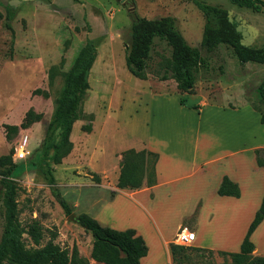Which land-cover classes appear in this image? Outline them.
Instances as JSON below:
<instances>
[{"label": "rangeland", "instance_id": "obj_1", "mask_svg": "<svg viewBox=\"0 0 264 264\" xmlns=\"http://www.w3.org/2000/svg\"><path fill=\"white\" fill-rule=\"evenodd\" d=\"M199 1L239 14L257 29L251 45L261 44L264 5L254 11L228 0ZM134 16L149 19L170 16L185 42L199 48L204 19L193 0H21L7 6L0 4V155L9 153L15 164L10 178L16 183L20 226L26 229L36 220L43 234L39 244L34 245L26 233H21L26 247H39L54 234L53 242L58 247L68 252L74 247L77 255L89 264L92 237L67 218L52 188L61 190L68 179L77 182L92 177V168L108 163L112 149L136 142L148 132L161 139H175L177 131L168 122V117L174 115L170 107L164 112L153 105L155 123L148 131L146 119L150 114L144 104L149 87L159 93V88L165 87L169 95L167 106L179 94L186 106L203 96L221 103L236 99L257 102L255 87L264 76V65L239 63L225 44L211 52L200 49L206 66L196 69L192 92L173 90L171 78L159 79L161 62L168 58L169 48L157 38L147 60L146 78L131 75L124 64V48ZM86 40L95 46L96 56L88 73L89 88L80 117L71 128L72 148L60 163L53 164L50 159L43 163L36 149L50 119L62 83L61 74ZM51 66L56 69L49 82ZM28 109L38 115L37 120L19 128L6 140L2 124H19ZM84 124H90L89 131L82 129ZM20 150L26 152L22 158L17 156ZM49 178L53 179L52 184ZM1 197L0 185V234L4 225ZM69 205L71 212L77 214L70 202ZM189 255L191 264L230 263L228 256L216 253L190 251Z\"/></svg>", "mask_w": 264, "mask_h": 264}, {"label": "crops", "instance_id": "obj_2", "mask_svg": "<svg viewBox=\"0 0 264 264\" xmlns=\"http://www.w3.org/2000/svg\"><path fill=\"white\" fill-rule=\"evenodd\" d=\"M164 88H159L161 93L148 88L147 129L155 123L153 105L164 112L170 107L174 115L168 122L177 131L175 139L148 132L136 142L112 149L108 163L92 168L98 182L92 177L68 179L58 190L77 213L116 230L133 229L146 245L137 264H177L169 244H178L174 236L181 228L194 232V239L183 246L208 249L212 254L237 252L264 191V168L257 166L253 151L264 147V123L259 121L264 105L258 99L253 104L239 99L221 103L203 96L186 106L183 99L179 103V94L167 106L169 95ZM127 148L156 153L151 185L143 181L137 188L116 186L120 152ZM223 176L237 185L238 196L216 192ZM249 240L251 255L264 257V217ZM89 264L104 263L89 258Z\"/></svg>", "mask_w": 264, "mask_h": 264}, {"label": "trees", "instance_id": "obj_3", "mask_svg": "<svg viewBox=\"0 0 264 264\" xmlns=\"http://www.w3.org/2000/svg\"><path fill=\"white\" fill-rule=\"evenodd\" d=\"M237 6L259 11L264 0H228ZM200 10L204 23L199 41V48L189 46L174 25L170 16L149 19L134 16L129 26V40L124 48V64L128 72L138 79L146 78L147 60L154 39L164 41L169 48V56L161 62L162 72L159 79L171 78L179 91L192 92L197 68L206 66V59L200 49L211 52L220 44H225L239 63L252 62L264 65V38L259 46H243L239 44V32L235 31V22H229L226 10L223 7L193 0ZM96 49L90 40L79 48L70 66L62 72V83L54 99V106L49 121L45 127L44 136L36 149L40 160L45 163L48 159L53 164L60 163L72 148L69 139L72 125L79 119L81 105L89 88L87 81L89 69L95 59ZM56 66H51L48 79L51 82ZM256 98L264 105V76L255 87ZM182 103V99H179ZM259 121L264 123V111L259 112ZM91 116V115H89ZM38 115L28 109L19 124H2L4 137L10 140L19 128H26L37 120ZM85 131L90 130V124L82 125ZM257 166L264 168V147L255 148ZM157 155L146 150L124 149L120 152L118 161V177L116 186L119 188H137L143 181L146 185L154 182V163ZM15 164L10 154L0 155V185L2 187L1 202L4 208V225L0 234V264H88L85 258L77 255L76 249L58 247L53 242L54 234L39 247H26L21 239V233H26L34 245H38L43 234L40 224L32 220L27 228L20 226L16 197V183L10 178ZM92 179L99 181L98 176L92 173ZM49 183L53 179L49 178ZM58 205L66 214L71 213L69 203L62 197L58 188H52ZM219 195L238 196L235 183L223 176L216 191ZM113 191H111V195ZM75 222L88 231L92 237L89 257L104 264H137L141 256L146 253L143 239L136 235L134 230L126 228L116 230L99 224L85 213L75 214ZM264 217V191L257 210L249 222L246 232L240 242L237 252L218 251L222 256H228V264H264L263 256H253V244L249 235L255 226ZM171 259L177 264H191L189 252H207L211 250L169 244Z\"/></svg>", "mask_w": 264, "mask_h": 264}, {"label": "water", "instance_id": "obj_4", "mask_svg": "<svg viewBox=\"0 0 264 264\" xmlns=\"http://www.w3.org/2000/svg\"><path fill=\"white\" fill-rule=\"evenodd\" d=\"M20 2L21 0H0V4H2L3 6ZM128 9L131 10L132 7ZM226 17L229 22H235V31L239 32L240 34L239 44L243 46H250L254 36L257 33V29L253 25L247 23L245 19L242 18L239 14L231 12V10H226ZM74 216V213L71 212L67 215V218L75 221Z\"/></svg>", "mask_w": 264, "mask_h": 264}, {"label": "built area", "instance_id": "obj_5", "mask_svg": "<svg viewBox=\"0 0 264 264\" xmlns=\"http://www.w3.org/2000/svg\"><path fill=\"white\" fill-rule=\"evenodd\" d=\"M26 152H23L22 150H20L17 154V156L19 158L24 157ZM194 239V232L193 231H189L185 228H181L179 229L174 236V242L178 243V244H188L190 243L192 240Z\"/></svg>", "mask_w": 264, "mask_h": 264}]
</instances>
